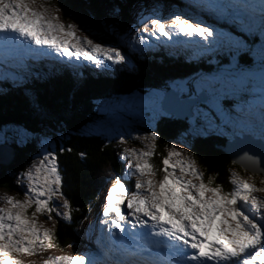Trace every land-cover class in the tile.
Returning a JSON list of instances; mask_svg holds the SVG:
<instances>
[{"label":"snow or ice","instance_id":"obj_1","mask_svg":"<svg viewBox=\"0 0 264 264\" xmlns=\"http://www.w3.org/2000/svg\"><path fill=\"white\" fill-rule=\"evenodd\" d=\"M192 2L234 25L243 35L205 25L198 16L185 19L173 13L165 23L159 11L152 9L150 15L141 14L139 22L143 27L139 31L133 28L136 34L119 38L128 42L132 52L163 44L188 49L195 59L227 54L229 63L216 74L200 75L180 84L172 82L170 98L157 92L151 94L150 100L163 114L168 99L193 123L199 121L202 133L258 141L260 153L264 154V0ZM48 3L50 0H0V80L21 86L31 75L26 61L39 54L61 58L73 68L84 63L101 69L128 65L129 57L119 46L77 36V25L60 22L56 14L60 8H49ZM244 37H259L260 43L250 44ZM242 54H247L251 62H241ZM225 101L234 103L225 107ZM9 131L15 133L17 145L28 142V135L19 129L4 127L0 128V144L13 141ZM117 134L123 143V135ZM134 138L146 141V150L123 149L119 158L126 161V171L123 175L109 173L110 187L97 217L96 250L77 256H48L41 264H264V198L254 195L264 193V187L234 172L229 173L230 191H223L220 184L212 187V176L205 184L195 160L181 159L175 147L161 161L162 179L154 180L156 170L150 158L159 139L157 132L151 130ZM59 151L71 149L60 147ZM37 156L19 174L18 184L20 180L27 181L25 198L0 196V264H22L18 254L33 256L39 250L57 247L54 230L38 224L37 214L47 213V220L52 221L55 212L57 217L71 220L72 207L61 190L55 147L44 139ZM240 160L249 162L246 168L253 177L264 176V157L244 151ZM177 166L180 176L174 174ZM132 177L134 190L130 191L125 181ZM260 183L264 184V180ZM57 199L59 205L55 203ZM33 206L35 210L29 216ZM58 207L64 209L63 213Z\"/></svg>","mask_w":264,"mask_h":264},{"label":"trees","instance_id":"obj_2","mask_svg":"<svg viewBox=\"0 0 264 264\" xmlns=\"http://www.w3.org/2000/svg\"><path fill=\"white\" fill-rule=\"evenodd\" d=\"M61 1L64 8L67 6L69 9L70 5L80 3V0ZM113 4L120 18H130L132 11L128 10L125 2ZM246 40L251 44L257 43L254 37H246ZM131 54V64L108 72H88L83 69L71 72L51 68L47 71L49 74L42 75L38 70H32L27 79L31 82L27 90L15 91L10 81L0 84V117L32 113V120L24 124L27 131L38 132L35 122L57 129L63 127L65 131L56 153L62 178L61 190L68 198L72 212L70 221L59 217L55 219L54 243L57 249L65 250L77 241L80 237L79 227L90 204L97 197L101 182L105 183L104 179L111 177L109 173L118 175L121 171L113 144L106 142L102 135L81 133L82 125L88 121V116L97 105L95 101L128 96L138 88H154L155 84L167 81L177 84V81L190 82L200 75L223 68L229 62L228 55L223 53L195 60L188 58L189 53L182 56L179 55L180 51L167 49ZM190 88L194 89V85L190 84ZM103 92L107 94L105 97H101ZM224 103L227 107V101ZM190 122V119L180 120L164 113L156 117L154 128L159 139L155 141L154 155L150 158L155 172L161 171V161L170 144L185 135L190 142V155L207 178L212 176V185L220 184L223 191H230L232 185L228 174L232 169L241 170V167L233 164L222 150L227 137L216 132L194 130ZM11 145L16 158L10 166H0V188L12 187L9 174L26 164L29 154L35 151L33 141L20 146L13 138ZM60 147L71 151L60 153Z\"/></svg>","mask_w":264,"mask_h":264},{"label":"rangeland","instance_id":"obj_3","mask_svg":"<svg viewBox=\"0 0 264 264\" xmlns=\"http://www.w3.org/2000/svg\"><path fill=\"white\" fill-rule=\"evenodd\" d=\"M116 1V0H114ZM123 2V0H120ZM172 1L175 2L172 4ZM117 2V1H116ZM184 4V5H183ZM186 5V6H185ZM49 8H60V12L56 13L60 17V22L64 24L74 23L77 25L78 30L76 31V35L83 37L89 36L90 39H94V42H103L108 46H119L120 50L127 55H129L128 50H130L127 46V41L121 40L120 36H131L136 34L132 29L135 28L136 31H139L143 27V25L139 22L141 14L147 16L150 15L152 9H156L159 11L161 16L164 17L163 22L167 23L171 18L173 13L182 14L185 19H188L189 16H198L201 20L205 22V25L211 24L216 28L229 31L233 35L240 36V34H235L233 30L229 29L230 25L227 23V28L220 25L216 21H209L204 17V15H211L215 17V15L203 11L200 8L194 6L192 0H138L135 3L129 5L130 11H132L130 18H120L118 14H116V5L111 6V9L108 10V4L106 2V7L103 5L100 9L104 12H101V16L98 22H95L96 25H93L87 21V19L83 18L84 10L75 11L70 7L63 6L61 0H50V3L46 4ZM76 12V13H75ZM236 29V27L233 25ZM115 29V30H113ZM233 31V32H232ZM259 38V37H258ZM260 39V38H259ZM155 44L154 41H151ZM164 46L163 44H161ZM139 47V46H138ZM152 48V47H151ZM167 48H179V47H167ZM36 59L47 60L46 63H51L50 66H57V70H60L62 67H68L71 69L73 67L69 66L66 62H63L61 58H54L53 56H46L43 54H39ZM192 59V57H191ZM31 59L26 61L30 62ZM247 62H251L246 60ZM130 63V62H129ZM128 63V64H129ZM229 63V62H228ZM62 66V67H61ZM82 66L84 68H91L92 70H100L101 68H96L95 66H89L87 63H84ZM118 66V65H116ZM113 66L112 68L116 67ZM60 67V68H59ZM80 68V67H76ZM4 80H0V84L3 83ZM15 91L23 89V84L19 87L13 86ZM164 93V90H151V91H137L132 95L126 97H118L111 100H103L98 103L97 107L94 108L93 112L88 116L89 119L86 123L82 125L81 133L84 134H92V135H102L103 139L106 142H110L114 146L115 155L121 163V171L120 175H123L126 171V161L121 160L120 154L122 150L125 148H132L136 151L146 150L144 149V144L146 141L137 140L134 137L136 136H144L149 131L155 130L154 120L157 116L161 115V111L156 108L151 100L150 96L153 93ZM106 93V92H105ZM104 94V93H103ZM234 101H227V107H230ZM203 108H207V106L200 105ZM32 117V116H31ZM35 122V121H32ZM190 125L194 130H199V121L193 123L190 122ZM190 126V127H191ZM8 127L10 129H19L22 133L28 135V142L33 141L35 144L34 153H30L28 156V161L26 164L18 169L15 173H10L12 187L10 189L0 188V196H13L17 199H24V193L27 187L26 180H20L18 184L17 181L20 179V173L27 170V168L32 163L33 159H38L37 153L40 151V142L44 139H47L50 147H55L57 149V145L64 139L65 131L63 128H53L47 127L43 128L41 123L35 122V127L38 129L37 133H32L26 130L25 127H22L20 124H4L2 128ZM121 133L123 135V143H120L121 135L117 133ZM206 132V131H205ZM208 132V131H207ZM9 136L15 138V133L9 131ZM227 136V135H226ZM228 140L233 142L234 139H230L227 136ZM234 141L235 144V152L237 155H241L240 153H244L246 149H248L249 154H254V150L257 149L259 144L253 142L252 140H243L241 138H236ZM236 142V143H235ZM173 147L177 151L181 153L180 158H189L193 159L190 155V142L185 135L178 137L175 141L170 144V147L165 152V156L167 152L171 150ZM259 149V147H258ZM260 150V149H259ZM264 157V154H263ZM176 158H173V162ZM135 161L133 160V166ZM195 166L197 170L203 173V182L207 184V176L204 174L203 170L197 165L195 162ZM163 164L161 165V171L155 172V175L152 177L154 180L162 179L164 172ZM59 170V169H58ZM169 171H172L170 168ZM230 172L236 173L242 179H250V182H255L257 187H264V184H261L260 181L264 180V176L256 175L253 177V174L245 169H232ZM229 172V173H230ZM175 175L180 176L181 173L179 171V166L175 169ZM230 179V175L228 174ZM185 179H192L193 183L199 184L200 181L195 180L193 177L185 176ZM105 183L101 182V185L97 189V194L95 198V202L91 204V207L87 210V216L83 223L79 227V232L81 234L80 238L72 245L69 246L65 250H60L55 248L52 249H44L39 250L36 255L28 256L26 254H18L17 258L22 261V264H41V261L48 256H59V255H69V256H77L84 252H91L96 250V245L94 243L96 238V227H99L98 222V214L100 211V207L103 203V196L106 194L107 188L110 187L111 177L104 179ZM134 182L135 177H132L131 180L125 181L126 186L131 190H134ZM212 187H215L211 185ZM206 196H210L211 193H205ZM254 195L264 198V193H254ZM67 198L66 196H64ZM68 199V198H67ZM69 201V200H68ZM56 205H59L61 202L57 199L55 200ZM124 206H122L123 209ZM34 206L28 210V215L30 216L34 211ZM59 212L63 213L64 209L62 207H58ZM53 220H47V213L45 214H37V223L43 225L44 228H51L56 231V214L52 213ZM91 225V226H90ZM98 225V226H97Z\"/></svg>","mask_w":264,"mask_h":264},{"label":"water","instance_id":"obj_4","mask_svg":"<svg viewBox=\"0 0 264 264\" xmlns=\"http://www.w3.org/2000/svg\"><path fill=\"white\" fill-rule=\"evenodd\" d=\"M116 1L118 2L120 0H116ZM116 1H114V0H80L79 4H76L75 6L70 5V7L72 9H74L75 11H79L80 9H81V11L84 10V12H83L84 14H82L83 18L87 19V21L89 23H91L93 25H96L95 22L99 21V18L101 16L100 15L101 12L104 13L100 8L103 5H105V7H106V2H107L108 10H110L111 6H114L113 3H115ZM135 1H138V0H131V1L128 0L127 2H126V0H123V2L126 3V6H127L128 10L130 9L129 5L135 3ZM166 94H167L168 98H170L171 95H172V91L169 90V91L166 92ZM165 113L169 114V115H174V117H176L178 119H186V118L189 117L188 115H186L179 108L175 107L174 105L169 104L168 103V99H166V101H165ZM3 120H8V121H10L12 123L21 124V123H26L28 121H31L32 119H31L30 115H27V116L10 117V118H6V119H3ZM41 126L43 128L49 127L47 125H43V123H41ZM235 140H237V139H234L233 142H228L222 148V150L226 153V155L229 156V158L232 160V162H233V160H236L237 161V163H235L236 165H238L242 169H245V170L251 172L250 170H248L246 168V165L249 162L240 160V157L243 155V153H240L241 154L240 156L237 155L239 153L236 154V152H235V144H234ZM243 140H251V138H243ZM253 142L259 144L258 141H253ZM258 147L259 146H257V149L254 150L253 152L258 157H263V154L260 153V150L258 149ZM8 149L10 150V148H9V146L7 144H4V145L0 146V166L8 167V166H10V164H11V162L13 160L14 155H13L12 152H9ZM3 150H5V151H3ZM246 151H248V149H246Z\"/></svg>","mask_w":264,"mask_h":264}]
</instances>
